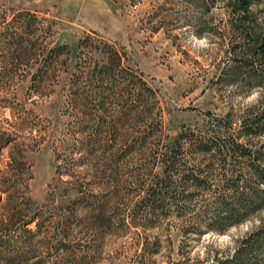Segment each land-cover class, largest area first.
I'll use <instances>...</instances> for the list:
<instances>
[{
    "label": "rangeland",
    "instance_id": "374dc122",
    "mask_svg": "<svg viewBox=\"0 0 264 264\" xmlns=\"http://www.w3.org/2000/svg\"><path fill=\"white\" fill-rule=\"evenodd\" d=\"M232 3L0 0V264H264V118L243 127L264 112V0ZM115 53L101 90L95 68ZM178 136L220 140L227 158L184 146L179 169L211 189L142 227L151 217L130 209L167 181L159 160ZM221 199L236 224L182 234Z\"/></svg>",
    "mask_w": 264,
    "mask_h": 264
},
{
    "label": "trees",
    "instance_id": "16d2710c",
    "mask_svg": "<svg viewBox=\"0 0 264 264\" xmlns=\"http://www.w3.org/2000/svg\"><path fill=\"white\" fill-rule=\"evenodd\" d=\"M232 7L236 10L241 12L242 14H244L245 12H247V9L249 8L251 1L252 0H232ZM264 49V47H263ZM262 49L261 52L264 53V50ZM62 47L60 46L59 48H55L53 50H51L52 53H57L59 54L62 51ZM15 52H19L18 50ZM20 56L23 55V53H19ZM109 63L112 65L115 64L112 67H108L110 64H106L107 66H102V67H96L95 68V72H94V78L100 80V89L103 90L104 86L102 81L105 80V77L109 78H117V75H115L116 70H122L120 69L121 66V57L118 55V53L112 54ZM51 63H47V65H45V67H49L51 66ZM45 67H43V69H45ZM101 68V69H100ZM121 81L123 82L125 79L124 75L120 76ZM35 82V84L41 85L43 80L41 79L40 81H37L36 79L33 80ZM102 82V84H101ZM140 85V86H139ZM145 84L139 80V84H138V89L141 91V89L144 90H148L147 88H145ZM34 87V86H33ZM103 87V88H102ZM141 87V89H140ZM37 90V89H35ZM264 113V112H263ZM263 113H260L259 117H254L253 119L248 120L247 124H244L243 127L246 128V134L247 135H254L255 132H261L263 125L261 123V119L264 115H262ZM257 118V119H256ZM245 123V122H244ZM247 126V127H246ZM146 139V138H145ZM189 145V147H191V149H193L194 153H200L202 155H210L212 158V161L210 163V165H213L212 162L213 160H218L222 155V149L227 148L226 145H222V143H220V140H202V141H197V138H193V139H187V138H183V136H178L177 138L174 139L173 142V146L174 149L172 150L171 154H167L164 153L161 155V159L159 160L160 164L163 166V171L165 173V175L168 176L167 181L166 179H160L158 180L159 182H156L154 184V187H151L149 190H147V196L145 199H143L142 202H140L139 204L135 205L134 207H132L130 209V215L129 217L132 220H135L137 218H143L142 215L147 214L149 217H151L150 219H147V221H144V219H140L141 221H143L142 223L145 222L144 226L142 227H152V228H157L156 224V218L159 217H164L166 216L168 209L170 208V204H174L176 206V209L178 211H180L181 213L179 214H183L186 211L185 207H179L177 205V200H179V198H186L191 199L193 197L196 196H200L204 191H209L211 189V184L210 182L212 181L210 176H206L201 177L200 175H197V173L191 172V173H184L185 171H182V168L179 169V161L177 160V156L179 155V153H181L182 150H184V146ZM230 146V144H228ZM231 147V146H230ZM236 149H241L240 146L236 145L235 146ZM236 149H232L231 151L234 153L236 152ZM227 152H229V149H226ZM223 158L221 160L225 161ZM248 158L251 159V155H248ZM255 161V160H254ZM253 161V162H254ZM257 161V160H256ZM154 165L157 164V160L154 161ZM258 162V161H257ZM252 163V162H251ZM250 163V164H251ZM250 169H258L257 167L255 168L253 166V163L251 165H249ZM256 172V171H255ZM258 175V173H256ZM256 175V176H257ZM173 176L178 177L177 180L172 179ZM262 177H264V174L262 175ZM261 178V177H260ZM262 179V178H261ZM264 179V178H263ZM163 184L162 189H159V185ZM180 185V186H177ZM246 185V184H245ZM235 186L230 185V188L234 189ZM228 188V187H227ZM246 188V186H245ZM244 198V196L241 194H238L237 200L239 201V203H237V206H239V210L242 209L243 207H245V205H247V201L246 200H242ZM255 199H258V195L255 194ZM170 200V202H169ZM218 206L217 208L219 213H221L220 215H218V218L212 219L210 220V223H205L206 220H202L201 222L203 223H199L197 222V224L192 225L194 228L190 229V227H187V229H183L181 232L183 235H187L189 233H191V231H193L194 229L197 231L198 228L201 230L203 226V224H206V229L209 230H216L218 232L222 231L223 227L225 225L228 224H236L237 220H238V211L233 210L232 204L230 205V203H226L224 202L223 199H221L220 201H218L216 203ZM169 207V208H168ZM222 208V209H221ZM246 208V207H245ZM101 211V209H95ZM217 210V209H216ZM223 211V212H221ZM246 212V209H245ZM101 213V212H100ZM217 213V212H216ZM218 214V213H217ZM104 213L100 216L97 217H92L91 220H93V222H91V227L94 230H98L99 227L102 226L103 224V220H106V218H103ZM99 220V221H98ZM97 221V222H96ZM141 221H138L141 223ZM34 219H30V221H28L25 225H28L29 223H33ZM96 222V223H95ZM17 223V219L16 218H12L11 221H9V226H14ZM134 224V223H133ZM202 224V225H201ZM135 225V224H134ZM201 232V231H200ZM234 261H241V259H237L235 258ZM6 264H19V261L16 260H5ZM227 261L224 262V264ZM23 263V262H21ZM25 264V263H24ZM242 264H246V263H242Z\"/></svg>",
    "mask_w": 264,
    "mask_h": 264
}]
</instances>
